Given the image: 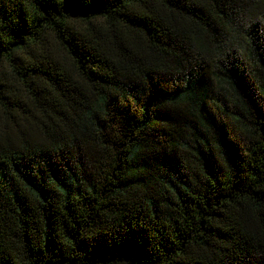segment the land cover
<instances>
[{
  "label": "trees",
  "instance_id": "obj_1",
  "mask_svg": "<svg viewBox=\"0 0 264 264\" xmlns=\"http://www.w3.org/2000/svg\"><path fill=\"white\" fill-rule=\"evenodd\" d=\"M0 264H264V0H0Z\"/></svg>",
  "mask_w": 264,
  "mask_h": 264
}]
</instances>
